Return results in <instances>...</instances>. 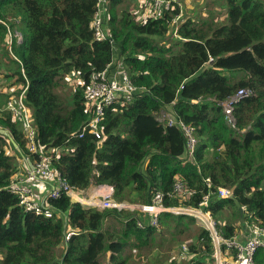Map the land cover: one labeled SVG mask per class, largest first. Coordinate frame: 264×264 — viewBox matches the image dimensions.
<instances>
[{"label": "trees", "instance_id": "obj_1", "mask_svg": "<svg viewBox=\"0 0 264 264\" xmlns=\"http://www.w3.org/2000/svg\"><path fill=\"white\" fill-rule=\"evenodd\" d=\"M119 2L104 4L112 39L95 40L98 0H0V66L9 65L0 82V264H101L104 256L106 264H127L126 248L155 247L164 228L182 234L194 222L162 212L156 225L139 227L135 210L99 209L66 192L42 196L49 216L24 210L11 180L24 172L25 157L32 162L40 151L74 191L106 184L113 200L139 204L158 191L164 206L190 208L207 194L201 207L222 236H232L244 215L264 225V0H223L221 20L211 18V0L201 22L182 16L175 35L177 5L137 20L118 10ZM114 48L135 89L103 106L95 137L86 126L92 111L84 89L92 71L112 62ZM72 75V90L61 94L58 87ZM241 88L252 94L233 105L232 126L222 102ZM21 93L36 152L4 108ZM167 107L196 137L190 159L181 128L155 118ZM219 186L231 194L219 197ZM231 206L235 213H224ZM186 245L195 257L190 264L213 262L206 228ZM178 258L172 253L168 263Z\"/></svg>", "mask_w": 264, "mask_h": 264}, {"label": "built area", "instance_id": "obj_2", "mask_svg": "<svg viewBox=\"0 0 264 264\" xmlns=\"http://www.w3.org/2000/svg\"><path fill=\"white\" fill-rule=\"evenodd\" d=\"M143 3L147 2L148 15H162L165 11H169L178 6V13L172 19V34H176L177 23L182 17V9L180 8L182 0H142ZM182 1V2H181ZM105 0H98V8L94 13L91 25L94 29V39L103 40L105 38H111V33L108 24V15L106 13ZM107 64L103 69L92 71L89 77V83L84 89V98L86 105L91 109L92 115L88 120L86 126L88 130L94 134L95 137H100L99 121L103 114L102 108L105 104L110 103L117 97L123 96L129 98L134 91L129 75L126 70L122 71V82H119L115 76L109 77V66ZM124 90V93L122 92ZM252 94L250 89L241 88L236 94L230 96L224 102H222V108L228 122H232V109L233 105L244 97H248ZM5 109H8L16 120V123L23 131L26 138L27 147L31 152L37 151L35 143L36 130L32 125L30 113L23 102L22 93L18 96H11L5 103ZM159 116L155 118L166 124H176L181 128L182 133L185 136V150L188 159L193 157V152L196 146V137L192 132V128L185 125L178 117L174 116L172 111L160 109ZM50 148H48V154H50ZM25 170L20 174V178L12 177L10 188L18 194L19 201L24 210H34L36 213H44L49 216L50 211L45 209L47 204L43 202V197H38L36 192L32 189L34 182L38 180H44L53 183V186L48 190L51 197L58 196L61 192L70 194L73 198V194H77L78 191L72 190L66 183V181L54 170L52 167V159L50 155H46L42 151L39 152V158L34 159L32 162L28 157H25ZM16 174V173H15ZM14 174V175H15ZM14 179V181H13ZM180 182L176 181L174 184L175 190H180ZM216 193L219 197H226L231 194V189L224 186H219L216 189ZM47 194V193H46ZM74 199V198H73ZM95 200L88 202L89 205H96L101 208L113 207L117 209L133 208L139 209L149 215V225H156L158 222V216L162 212H170L172 214H189L200 218L204 227L208 230L211 243L213 247V262L211 264H264V226L255 225L252 229V233L247 238L240 242L234 235L229 237L222 236L217 228L216 222L212 218L208 210H203L202 205L207 203V194L199 202V208H190L184 206H164L162 204V194L158 191L153 195L151 202L147 204L126 205L124 202H118L111 198V190L102 193L101 200L98 204ZM143 224L139 218H137V225L139 227L147 226ZM230 249L232 251L231 259H226L221 255L222 247ZM260 250V251H259ZM262 252V259L258 261L256 259L257 252ZM187 254V245L181 246L178 253L179 258H183Z\"/></svg>", "mask_w": 264, "mask_h": 264}, {"label": "rangeland", "instance_id": "obj_3", "mask_svg": "<svg viewBox=\"0 0 264 264\" xmlns=\"http://www.w3.org/2000/svg\"><path fill=\"white\" fill-rule=\"evenodd\" d=\"M106 1V0H105ZM183 3L181 5L182 13H183V18H188L187 20H190L192 22H201L203 20V16H205V13L203 15L202 9L205 7L206 2H211V0H182ZM181 1V2H182ZM188 4V5H186ZM216 9L213 11H210V14H212V17H217L220 18L219 20L222 19V15L224 14L223 12V0H216ZM118 10L121 8L127 9L132 17L134 19H143L144 17L148 16V5L147 2L143 3L142 0H120V2L117 5ZM206 7L212 8V5H207ZM208 15V14H207ZM179 23V21H178ZM108 26V24H107ZM173 27V25H172ZM115 52L116 48L113 49V56H112V65L111 70L113 73L116 74V79L119 82H122V71L125 70L124 66L122 63H117V57H115ZM6 65L0 66V82L4 81V79L1 76V73L3 70L6 69ZM9 67V65H8ZM7 67V68H8ZM3 74V73H2ZM114 75H109V77H113ZM74 79V76L72 75L70 78H67L65 80H68L67 84H61L58 87V90L61 92V94H68L72 90L73 82L71 80ZM124 93V90H122ZM165 110V109H162ZM160 112H156L155 116H159ZM230 125L231 122H230ZM234 126V125H232ZM231 126V127H232ZM10 149H8V152ZM10 153V152H9ZM16 164H19V160L15 158ZM22 172H16L14 175V178H20V174ZM14 181V179H13ZM32 189L36 192V195L38 197H42L47 193V187H45L44 190H38V188L35 185H32ZM46 191V192H45ZM73 197L75 199H79L82 201V203L85 204L84 197L80 195L78 192L77 194H73ZM94 202L98 204L99 200H101V197H96L94 198ZM126 205H136L139 203H134L130 201H125L124 202ZM127 209V207H124ZM103 209V208H100ZM131 210V209H128ZM138 214L137 216H140L141 214L144 216L141 217V221L143 224L148 223V216L146 213L139 211L137 208H133ZM131 210V211H133ZM226 214H231L233 215L235 213L234 207H228L224 211ZM183 215H189V214H183ZM193 217L194 222L191 223L190 227L188 230H186L184 233L180 234L178 232L172 233L170 232L167 228H164V231L157 237V244L155 247L149 248V247H143L141 249H137L135 247H128L127 251L129 254H131L130 258L127 260V264H169L168 263V258L172 253H176V257L178 258V252L184 244H189L195 241L196 234L198 233L200 227L205 228L203 222L200 220L199 217L194 216V215H189ZM213 218V217H212ZM214 219V218H213ZM215 220V219H214ZM216 222V220H215ZM107 225H114L118 226L119 223L115 220H107ZM166 227H172L167 225ZM174 230V228H173ZM156 242V241H155ZM108 258V257H107ZM106 257L104 256L101 260V264H106L105 261ZM183 260L178 258L177 262H173L172 264H190L191 260H194L195 257H193L192 254L188 253L184 255L182 258ZM181 260V261H180ZM188 260V261H187Z\"/></svg>", "mask_w": 264, "mask_h": 264}, {"label": "crops", "instance_id": "obj_4", "mask_svg": "<svg viewBox=\"0 0 264 264\" xmlns=\"http://www.w3.org/2000/svg\"><path fill=\"white\" fill-rule=\"evenodd\" d=\"M186 5H188V4H186ZM115 57H117V63H122L121 57H119L117 50L115 52ZM111 67H113L112 62L110 64V66H109V71H108L109 75L113 74L114 76H116V74L112 72ZM167 109H168V111L170 110V108H168V107L165 110H167ZM34 185L38 188V190H44L45 187H47L46 191H48V189L51 187V184L49 182H47V181H44V180H38V181L34 182ZM110 190L112 192L111 186L106 185V184H102V185H99L98 187H89L86 190L78 191V192L80 193L81 196L84 197L83 201L85 202V204H90L88 202L92 201V199H94L96 197H101L102 193H105V192L110 191ZM73 200L80 201L79 199H75V198ZM80 202H82V201H80ZM97 207L99 209L101 208L99 206H97ZM142 216H144V214L143 215L141 214L137 218H139L140 221H141V217ZM147 216H148V222H149V215L147 214ZM262 226H264V225H262ZM234 227H235L234 228L235 233L233 234L234 237L238 241L243 242L247 238V236H249L252 233V229L254 227H256V226H255V224H253L251 222V218L250 217H246L244 215L243 217H240L239 219L236 218V221L234 223ZM220 250H221V255L224 258L229 259V260L231 259L232 251L230 249H226L223 246L222 249H220ZM125 251L127 252V248H126Z\"/></svg>", "mask_w": 264, "mask_h": 264}, {"label": "water", "instance_id": "obj_5", "mask_svg": "<svg viewBox=\"0 0 264 264\" xmlns=\"http://www.w3.org/2000/svg\"><path fill=\"white\" fill-rule=\"evenodd\" d=\"M1 132H4V130H1Z\"/></svg>", "mask_w": 264, "mask_h": 264}]
</instances>
